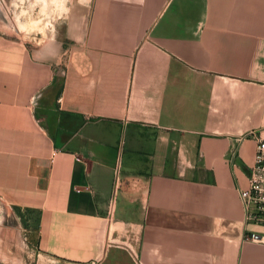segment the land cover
<instances>
[{"label": "crops", "instance_id": "1", "mask_svg": "<svg viewBox=\"0 0 264 264\" xmlns=\"http://www.w3.org/2000/svg\"><path fill=\"white\" fill-rule=\"evenodd\" d=\"M66 43L0 31V264H264V0H70Z\"/></svg>", "mask_w": 264, "mask_h": 264}, {"label": "rangeland", "instance_id": "2", "mask_svg": "<svg viewBox=\"0 0 264 264\" xmlns=\"http://www.w3.org/2000/svg\"><path fill=\"white\" fill-rule=\"evenodd\" d=\"M70 0H0V31L19 37L33 48L58 52L66 43L64 22ZM68 42V41H67Z\"/></svg>", "mask_w": 264, "mask_h": 264}, {"label": "built area", "instance_id": "3", "mask_svg": "<svg viewBox=\"0 0 264 264\" xmlns=\"http://www.w3.org/2000/svg\"><path fill=\"white\" fill-rule=\"evenodd\" d=\"M247 219L264 223V139L257 144L254 164L249 175V187L240 189Z\"/></svg>", "mask_w": 264, "mask_h": 264}]
</instances>
